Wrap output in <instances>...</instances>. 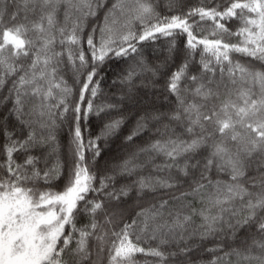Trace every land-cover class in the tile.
Listing matches in <instances>:
<instances>
[{
    "label": "snow or ice",
    "instance_id": "snow-or-ice-1",
    "mask_svg": "<svg viewBox=\"0 0 264 264\" xmlns=\"http://www.w3.org/2000/svg\"><path fill=\"white\" fill-rule=\"evenodd\" d=\"M106 0H22L25 16L18 21L19 9L11 13L10 21H5V9H0V89L11 80L8 96L12 100L10 114L26 128L27 135L14 138L7 126L3 128L5 142L2 152L5 159L0 162V264H97L93 259L90 240L96 241L95 254L104 253L107 245L108 264H137L136 254L158 258L157 264H167L169 258L183 257L187 264H193L191 253L200 242L208 238L235 239L236 234L253 225L256 232L264 237V172L259 177L244 178L251 167L252 159L259 156L257 171L264 168V70H256L239 62H233L230 53H240L264 64V0H227V4L189 9L183 15L156 18L150 3L146 0H113L104 16V23L97 31L93 27L87 35V54L82 46V34L89 16H95ZM211 4V0H209ZM63 9V23L58 14ZM38 13V19L30 20L27 13ZM198 17V19H196ZM238 20L241 26L232 32L226 26L230 20ZM212 21L209 39L198 38L193 29L200 22ZM70 25V26H69ZM136 25L140 30H136ZM187 35L186 48L190 57L198 45H202L199 76L189 75V59L169 76L166 90L176 98L175 111L165 114L145 112L136 119L135 127L126 140L149 129L150 122H160L166 115L183 127V134H176L170 124L156 128L159 138L139 147L119 166L118 172L97 176L90 171L86 152L91 153V162L100 156V140L115 135L124 123V118L114 119L105 124L95 138L85 140L80 121L87 120L93 112V102L99 91V81H94L98 69L107 59L127 58L138 52V45L155 40L157 35L171 37ZM224 34L242 37L239 43L224 40ZM59 46V47H58ZM175 49L171 42L170 51ZM214 58L221 75L227 62L228 77L234 86L221 92L220 85L212 87L213 79L205 82L204 75L216 69ZM77 82L81 83L79 102L71 109L74 113V127L70 129L71 152L74 162L69 169L67 182L62 191L51 187L41 188L39 182L50 185L60 179L62 165L57 160L53 167H37L40 157L32 155V149L44 145H54L56 137L53 129L56 117L63 119L69 111L68 97L72 88L61 75L64 58ZM139 71L130 67L121 81L129 85L142 72L157 75V69L150 68L140 60ZM83 75L81 82L79 77ZM14 78V79H13ZM185 81L195 87L189 88ZM91 85V87H90ZM91 98L82 114L81 105L85 93ZM188 93L194 98L189 100ZM55 101V102H53ZM96 109L98 115L105 108ZM58 110V111H54ZM37 127L42 130L39 134ZM43 130H47L45 135ZM58 145L52 147L56 151ZM203 150V151H202ZM206 152V154H204ZM147 157L144 161L141 156ZM17 156H22L18 162ZM164 162L156 164V157ZM199 156L200 158H197ZM194 161V162H193ZM151 164L156 171H168L166 177L139 176L132 186L123 185L118 190L114 185L116 175H134L138 170ZM188 177L190 169H199V179L193 178L190 191L173 196L174 200H184L191 196L198 198L200 208L184 205L190 212L164 209L168 200L149 209H142L136 215L143 219H132L117 231L115 212L105 207L106 200H119L128 196L133 186L138 195L146 191L154 192L157 187L175 188L180 184L178 176ZM213 169L224 173L227 180L210 177ZM258 189V191H253ZM89 193L103 194V199L89 198ZM89 215V223L77 225L81 213ZM103 215V223L97 216ZM194 216L201 222L196 224ZM143 233L151 239H158L157 247L145 249L139 241ZM219 234V235H218ZM175 245L174 251H163L160 246ZM246 247L231 248L223 255H214L208 264H264V239H252L251 244L242 241ZM253 248L258 251H253ZM211 253L223 251V245L207 248ZM183 264V262H181Z\"/></svg>",
    "mask_w": 264,
    "mask_h": 264
},
{
    "label": "trees",
    "instance_id": "trees-1",
    "mask_svg": "<svg viewBox=\"0 0 264 264\" xmlns=\"http://www.w3.org/2000/svg\"><path fill=\"white\" fill-rule=\"evenodd\" d=\"M150 3L154 12L157 14L156 18L163 19L164 17H171L172 15H183L191 8L196 7H209L215 6V4H220L221 7L226 6L227 0H146ZM113 0H106L104 6L101 7L95 16H89L86 20V27L84 28L82 34V46L84 47L87 54V35L91 32L93 27L97 28L95 39L99 40V27L104 23V16L107 10L111 7ZM0 9H5V21H10V15L19 9V15L17 17L18 21L23 22V17L25 12L23 10L22 0H0ZM30 20L38 19V13L33 14L31 12L27 13ZM198 19V17L196 18ZM58 20L63 23V9L58 14ZM70 26V25H69ZM212 21L205 20L200 22V25L193 29L194 34L198 37L207 36L209 39H213L210 35L212 30ZM226 26L230 31L235 32L241 26V22L238 20H230L226 22ZM136 30H140V26L136 25ZM177 34L171 37H163L159 34L155 40H148L138 45V52L132 54L127 58H112L107 59L103 65L98 69V74L94 77V81H99V91L95 98H91L90 92L85 93V100L81 105L82 114L84 109L87 107V101L91 98L93 102V112L88 114L87 120L83 118L80 121V126L82 134L85 140L88 138H95L98 136L105 124L109 123L114 119L124 118V123L121 125L120 129L115 135L110 136L107 140H100L99 146L101 148L100 156L95 159V162H91V153L86 152V160H88L89 168L91 172H94L97 176V183L101 176L115 174L118 172V166L132 153L136 152L139 147H143L154 139L159 138V134L156 132V128H162L163 124H170L175 130L176 134H183V127L175 121H169L165 115L160 122H150L149 129L141 133L139 136L134 137L132 141L126 140V137L130 134L131 130L135 127L136 119L139 115H143L145 112H158V113H171L176 109V98L175 96L169 94L166 90V82L171 75L185 60L187 57L189 59V75L199 76L202 71L201 53L202 45H198L195 52L189 57L188 49L186 48L187 35L180 34L179 30H176ZM242 37L229 36L224 34V40L229 43H239ZM175 41V49L170 51L171 42ZM59 47V46H58ZM233 62H239L250 68L256 70H264V64L260 61L253 60V58L244 56L240 53H230ZM206 59H212V67L216 69L215 75L212 73H206L204 75L205 82L209 77L213 79L212 87H216L217 84L220 85V91H225V86L228 88L234 87L229 80L227 72V62L224 65V73L221 75L220 68L215 64L214 58L210 54H205ZM150 68L157 69V75L153 76L151 72H142L137 75L134 80L129 85L128 83H122L121 81L126 76L127 71L130 67L135 66L139 71L140 60ZM65 62L62 66L61 75L67 81L69 87L72 88V94L68 97L69 111L65 114L63 119L59 116L56 117V127L52 130L56 137L54 145H44L39 148L32 149L31 154L40 157L37 167L44 169L46 166L51 168L56 165L57 160H59L62 165V175L60 179L53 180L50 185H44L43 182H39L38 186L41 188L51 187L54 191H62L64 185L67 182V175L69 169L73 165L74 156L71 152V135L70 129L74 127V113L72 108L77 102H79V90L81 88V83L77 82V78L74 75L71 66L67 62V58H64ZM14 79V78H13ZM79 80L82 82L84 76L81 75ZM185 84L191 89L195 85L191 81H185ZM11 87V80H9L5 86L0 89V149L5 142V137L3 135V128L7 126L8 130L14 133V138L24 137L27 135L28 128L21 125L15 118L14 115L10 114L12 109V100L9 99L4 101V97L8 96V90ZM91 87V85H90ZM188 99H196L191 96L190 93L187 94ZM55 102V101H53ZM104 105H116L114 108H105L96 114V109ZM58 111V110H54ZM37 127L38 134L41 132ZM45 135L47 130H43ZM58 145L56 151H52V147ZM203 151V150H202ZM206 154V152H204ZM147 157L141 156L140 160L144 161ZM197 158H200L197 156ZM5 159L2 150H0V162ZM22 156H17L18 162H21ZM164 162V158L161 156L156 157L155 163L161 164ZM194 162V161H193ZM259 156L255 155L251 162V167L247 171V175L244 178L245 186H248V177H259L260 172H264V168H261L259 172L257 171V166L259 165ZM190 175L188 177H181L176 172V169H172L171 173L174 176H178L180 179V184L175 188H162L157 187L154 192L146 191L143 195L137 194V189L135 186L131 188L128 196L120 197L117 200H106L105 207L109 212H115L117 215L115 217V223L112 226L105 225V228L115 227L118 231L119 228L124 223H130L132 219H136L138 225L143 219L142 217H137V213L142 209L152 208L153 205L159 207V204L163 200H168V205L164 209L165 216L169 210L173 211H183L190 212V208L184 205L191 203L192 207L200 208L198 198H193L191 196L185 198L184 200H174L173 196H179L181 192L190 191L193 178L199 179V169H190ZM2 172V170H0ZM152 177H166L168 171H156L151 164L137 171L134 175H116L114 185L110 186V189L114 187L119 189L123 185L132 186L134 181L139 176H149ZM211 179H221L227 180L228 176L224 173H217L214 169L209 174ZM253 191H258V189H253ZM89 198H100L103 199V194L99 196L96 193H89ZM89 215L87 213H81L77 220L78 226H83L89 223ZM97 219L103 223V215L98 214ZM193 220L196 224L201 222L199 216H194ZM219 235V234H218ZM264 239L259 233L256 232V228L253 225L251 228L241 229L237 234L235 239H229L226 236L222 239L218 238H208L202 242L198 240L190 241L189 243H199L200 246L191 253V260L193 264H208L214 255H223L224 251H229L231 248H242L246 245L242 244V241L246 240L247 244H251L252 239ZM141 247L145 249L157 247L159 245L158 239H151L148 233H143L141 240L139 241ZM218 244L223 245V251L211 253L206 251L207 248L216 247ZM90 247L93 249V259L97 261V264H108L107 261V245L105 246L104 253L97 256L95 254L96 241H89ZM161 250L174 251L176 246L173 245H163L160 246ZM253 251H258L253 248ZM137 264H157L158 258L144 255L136 254L135 257ZM233 264H235L236 257H231ZM187 264V261L183 257L169 258L167 264ZM221 264H227V258L222 261Z\"/></svg>",
    "mask_w": 264,
    "mask_h": 264
}]
</instances>
